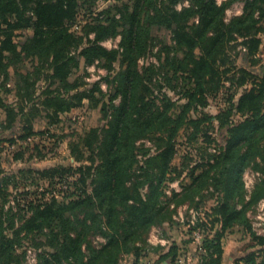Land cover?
<instances>
[{
	"label": "trees",
	"instance_id": "1",
	"mask_svg": "<svg viewBox=\"0 0 264 264\" xmlns=\"http://www.w3.org/2000/svg\"><path fill=\"white\" fill-rule=\"evenodd\" d=\"M234 1L237 0L219 6L216 0H192L188 7L178 11L175 6L179 0H128L122 7L92 8L82 13L87 4L95 6V2L0 0V95L2 86L11 80V67L24 83L27 97L43 75L50 85L42 93L41 104L58 114L76 106L88 95L100 93L98 84L93 85L91 91L87 90L88 93H72L81 84L70 81V75L79 69L81 61L87 66L102 62L110 70L120 55L125 65L116 77L113 96H121V103L111 105L112 120L95 137L99 164L94 169L92 191L76 193L67 203L54 200L32 207V216L14 237L6 234V214L0 203V264H21L16 246L22 231L35 238L44 236L52 249V252L41 254L38 264H62L64 261L69 264H120L121 257L126 255L139 260L143 252L139 244L146 245L150 227L172 216L169 204H162L161 197L176 154L175 140L179 132L188 123L199 128L202 123L213 120L208 116L198 121L188 119L193 108L207 105L204 79L216 72L217 57L229 43L243 39L250 57L261 45L258 35L264 32V0H241L243 14L226 23L225 11ZM195 20L197 24H191ZM154 27L171 31L176 43V49H166L165 65L173 68L175 75L188 72L190 82H194L193 88L183 94L187 103L176 114L172 112L177 105L166 95L159 104L149 99L148 94L152 93L137 70V60L146 53ZM23 28H31L33 34L17 43L13 33ZM117 35L122 39V52L107 50L102 43ZM197 50H201L200 56L196 55ZM179 52L183 55L181 59ZM26 60L32 61V69L20 64ZM31 77L35 83H30ZM54 85L58 87L52 89ZM145 94L147 97L142 96ZM0 103L7 125L14 123L15 111L4 105L1 98ZM236 109L245 116L244 120L232 125L231 112L216 118L220 127L227 129L226 145L215 157V164L201 171L182 197V200L191 199L209 183L223 194L214 209L221 230L204 241L205 255L201 264H222L225 231L236 226L251 230L236 200L243 195L244 169L251 159L263 155L264 80L240 97ZM155 135L159 144L157 154L146 156V151L145 166L136 170L139 164L137 143ZM84 171H88L87 167L81 171L82 176ZM52 178H57L54 172ZM81 181L85 184L84 179ZM145 186L147 193L142 195ZM263 197L264 180L253 194V200ZM96 236L105 238V243L95 247L92 239ZM253 238L259 246H264V237L253 235ZM242 262L256 264L255 255Z\"/></svg>",
	"mask_w": 264,
	"mask_h": 264
},
{
	"label": "rangeland",
	"instance_id": "2",
	"mask_svg": "<svg viewBox=\"0 0 264 264\" xmlns=\"http://www.w3.org/2000/svg\"><path fill=\"white\" fill-rule=\"evenodd\" d=\"M90 1H94L95 6L87 4L82 13L89 12L92 8L104 10L115 5L122 7L123 3L128 2ZM185 1L179 0L175 9L180 11L186 8ZM191 1L189 0V5ZM216 1L221 6L231 0ZM243 8L241 0L231 3L225 11V22L241 16ZM191 24H197V20ZM32 34L31 28L17 30L13 33L14 41L20 43ZM80 35H83V31ZM1 37L0 35V40ZM258 37L261 45L253 57L248 56L244 40L240 38L229 43L218 55L216 72L204 79L207 105L193 108L188 114L191 121H198L203 116L213 120L202 123L199 128L188 123L175 140L176 154L161 197L162 204H169L172 216L168 221L150 227L146 245L139 244L143 252L138 261L133 256L126 255L121 257L120 264H201L202 256L205 255L204 241L221 230L214 209L220 204L223 194L209 183L191 199L182 200V197L194 178L215 164V157L221 154L226 145L227 129H222L216 118L222 113L231 112L232 125L242 122L245 116L236 109L240 97L264 80V32ZM121 40V36L117 35L105 40L102 45L109 51L122 52ZM167 48L176 49L173 33L154 27L148 49L137 60L136 66L144 78L145 86L152 93L151 96L148 94L149 99L159 104L166 95L177 105L172 112L176 114L187 103L183 94L187 89L193 88L194 82H190L188 72L175 75L173 68L165 65ZM170 53L173 57L174 53ZM196 55L200 56L201 50H197ZM178 57H183L181 52ZM20 64H25L28 69L33 66L31 60ZM103 65L97 61L87 66L81 61L79 69L70 75V81L81 84L72 93H88L87 90L91 91L95 84L99 85L100 93L96 91L83 98L76 106L58 114H55L53 108H45L41 104L42 93L50 85L43 75L37 83L31 77L30 83H35V87L29 91L30 97H27L24 83L15 76L14 68H10L11 80L2 86L0 95L4 105L15 111L14 123L7 125L6 113L0 103V203L6 214L8 236L14 237L15 232L22 229L24 222L32 216V207L54 200L67 203L76 193L92 191L94 169L99 164L95 137L112 120L111 105L118 106L121 103V96H113L117 85L116 77L125 69L120 55L110 70ZM24 73L26 72L23 75ZM57 87L54 85L52 89ZM142 96L147 97V94ZM158 145L156 135L154 138L144 137L137 143L139 164L136 170L145 166L146 156L157 154ZM261 149L263 155L251 159L244 169L243 195L236 200L237 208L245 212L251 230L246 231L236 226L225 231L222 264H246L242 259L251 255H255L256 264H264V246H259L258 241L253 238V235L264 237V197L253 200V194L264 180V141ZM146 151L148 153L145 156ZM86 167L88 171H84L82 176L81 171ZM53 172L56 179L52 178ZM147 189L145 186L141 190L142 195L147 193ZM175 196L178 197L174 199ZM12 220L14 222L11 227ZM92 242L96 247L105 243V238L96 236ZM46 251L52 252V249L44 236L35 238L25 231L20 233L16 253L21 264H38L41 254ZM62 264L69 262L64 261Z\"/></svg>",
	"mask_w": 264,
	"mask_h": 264
},
{
	"label": "built area",
	"instance_id": "3",
	"mask_svg": "<svg viewBox=\"0 0 264 264\" xmlns=\"http://www.w3.org/2000/svg\"><path fill=\"white\" fill-rule=\"evenodd\" d=\"M184 6L187 7L189 6V0H186L184 3ZM201 237H197V239H200ZM31 254V252H29Z\"/></svg>",
	"mask_w": 264,
	"mask_h": 264
}]
</instances>
